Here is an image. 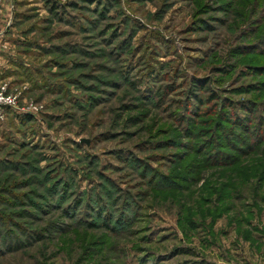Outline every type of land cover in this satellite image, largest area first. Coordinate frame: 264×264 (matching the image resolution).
Instances as JSON below:
<instances>
[{"label":"rangeland","instance_id":"1","mask_svg":"<svg viewBox=\"0 0 264 264\" xmlns=\"http://www.w3.org/2000/svg\"><path fill=\"white\" fill-rule=\"evenodd\" d=\"M91 1L1 9L0 264H264V0Z\"/></svg>","mask_w":264,"mask_h":264},{"label":"trees","instance_id":"2","mask_svg":"<svg viewBox=\"0 0 264 264\" xmlns=\"http://www.w3.org/2000/svg\"><path fill=\"white\" fill-rule=\"evenodd\" d=\"M79 1L84 2V3L85 2H87V3H92L93 2L91 0H79ZM71 6L75 7L76 5L73 4ZM55 9H57V6L53 2L52 3L51 10L52 11H55ZM203 83H204L203 80H199V79L193 80V83H192L193 89L195 91H199V90H204L205 91L206 85L205 84L203 85ZM208 92L212 93V92H214V90L213 89H210V91H208ZM245 118H247V117H245ZM245 118H244V121H243V119H241L240 117H238L234 113H230V114L227 113L225 115V118H223V119H221L220 116L217 115V118L215 119V121L212 122L211 125L214 126V128L218 127L216 129V131L213 132L214 137H215V138H213V140H214L215 144H218L219 145L221 143V145L223 146L222 148H224V149H222L220 152H225V150L229 148V146H230L229 144H231L232 147L233 146H236L237 147V144H236V141L234 140V138L242 139V135L241 134L238 135V133H237L238 130L240 132H243V133L244 132L248 133L250 130H252L250 127H246V126H251L250 125L251 122L248 121V120L246 121ZM245 123H246V126L244 125ZM233 127L235 129H232ZM244 146H248L249 147V145H247V144H245ZM253 149H255V148H253ZM242 150H246V149H242ZM219 158L222 159V157H219ZM4 164L5 163L2 162L1 163V166H3ZM14 165L16 166V164H14ZM3 190H0L1 196L3 195V196H8V197L10 196V197H12V194L15 193V191H11L10 189H3ZM12 198H15L16 199V197H12ZM18 198H20V197H18ZM94 224L97 225V223H94ZM32 235H30V236H32Z\"/></svg>","mask_w":264,"mask_h":264},{"label":"built area","instance_id":"3","mask_svg":"<svg viewBox=\"0 0 264 264\" xmlns=\"http://www.w3.org/2000/svg\"><path fill=\"white\" fill-rule=\"evenodd\" d=\"M7 0H0V13H1V9L4 6L5 2ZM1 35V33H0ZM18 95L16 94H9L8 93V89L7 86L2 87V85H0V119L4 118V112L8 109H18L19 105V99H18ZM35 110L36 107L35 106H29L28 108H22L21 110L23 111H31V110ZM38 111V110H36Z\"/></svg>","mask_w":264,"mask_h":264}]
</instances>
